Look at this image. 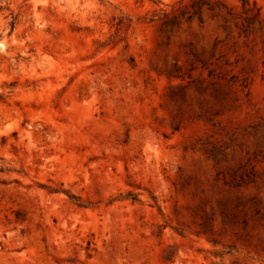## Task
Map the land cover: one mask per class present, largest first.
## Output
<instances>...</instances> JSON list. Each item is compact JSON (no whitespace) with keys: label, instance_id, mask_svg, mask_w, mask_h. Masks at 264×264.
<instances>
[{"label":"rangeland","instance_id":"rangeland-1","mask_svg":"<svg viewBox=\"0 0 264 264\" xmlns=\"http://www.w3.org/2000/svg\"><path fill=\"white\" fill-rule=\"evenodd\" d=\"M0 264H264V0H0Z\"/></svg>","mask_w":264,"mask_h":264},{"label":"trees","instance_id":"trees-1","mask_svg":"<svg viewBox=\"0 0 264 264\" xmlns=\"http://www.w3.org/2000/svg\"><path fill=\"white\" fill-rule=\"evenodd\" d=\"M248 1H249V0H240L241 6L244 8L245 5L248 4ZM257 8H259V7H257ZM10 27H11V28L13 27V21L10 22Z\"/></svg>","mask_w":264,"mask_h":264}]
</instances>
